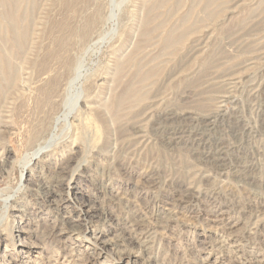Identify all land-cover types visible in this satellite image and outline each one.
Here are the masks:
<instances>
[{
	"label": "rangeland",
	"instance_id": "1",
	"mask_svg": "<svg viewBox=\"0 0 264 264\" xmlns=\"http://www.w3.org/2000/svg\"><path fill=\"white\" fill-rule=\"evenodd\" d=\"M2 192L0 264H264V0H0Z\"/></svg>",
	"mask_w": 264,
	"mask_h": 264
},
{
	"label": "bare ground",
	"instance_id": "2",
	"mask_svg": "<svg viewBox=\"0 0 264 264\" xmlns=\"http://www.w3.org/2000/svg\"><path fill=\"white\" fill-rule=\"evenodd\" d=\"M95 46L97 47L98 44H95ZM95 47V48H96ZM83 77H84V71L83 69L81 68L76 77L73 79L72 83H71V92L72 94H70V98L69 100L67 101L66 105H65V111H64V114L62 116L61 119L65 120V121H69L70 119H74V116L77 114V112L80 110V107H81V103H82V97L79 93V91L77 89L76 90L78 92H76L75 90V93L73 94V91L74 89L77 87L78 84H80V82L83 80ZM85 78V77H84ZM72 99V101L70 100ZM71 101V102H69ZM55 143L54 142V139H51L47 145H49V143ZM43 148L42 146H39L36 150L32 151L29 156L27 155L25 160H24V164H23V167L24 168H28L30 166V164L32 163L33 160L37 159V157L41 154V152L43 151ZM3 170V169H2ZM4 193H0V202H2L3 204H6L9 199L8 198H4Z\"/></svg>",
	"mask_w": 264,
	"mask_h": 264
}]
</instances>
